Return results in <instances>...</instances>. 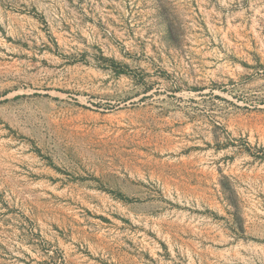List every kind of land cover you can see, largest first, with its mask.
<instances>
[{"label":"rangeland","instance_id":"1","mask_svg":"<svg viewBox=\"0 0 264 264\" xmlns=\"http://www.w3.org/2000/svg\"><path fill=\"white\" fill-rule=\"evenodd\" d=\"M0 264H264V0H0Z\"/></svg>","mask_w":264,"mask_h":264}]
</instances>
